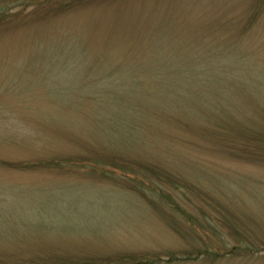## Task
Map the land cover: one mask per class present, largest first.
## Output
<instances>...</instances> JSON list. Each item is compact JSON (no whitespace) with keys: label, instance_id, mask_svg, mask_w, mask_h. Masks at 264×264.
Here are the masks:
<instances>
[{"label":"rangeland","instance_id":"obj_1","mask_svg":"<svg viewBox=\"0 0 264 264\" xmlns=\"http://www.w3.org/2000/svg\"><path fill=\"white\" fill-rule=\"evenodd\" d=\"M0 264H264V0H0Z\"/></svg>","mask_w":264,"mask_h":264}]
</instances>
